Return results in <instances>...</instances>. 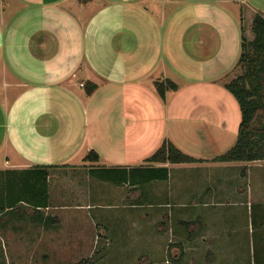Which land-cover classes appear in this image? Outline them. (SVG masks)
Here are the masks:
<instances>
[{
	"label": "crops",
	"instance_id": "1",
	"mask_svg": "<svg viewBox=\"0 0 264 264\" xmlns=\"http://www.w3.org/2000/svg\"><path fill=\"white\" fill-rule=\"evenodd\" d=\"M263 2L0 0V169L53 164L49 205L21 201L0 209V230L13 232L9 212H21L22 233L35 226L43 236L61 230L71 239L69 248L62 247L66 253L59 249L38 264H244L241 250L250 248V263L264 264V244H245L230 227L243 204L254 211L255 196L256 216L264 219V158L217 160L191 149L202 159L147 158L163 138L180 145L189 134L216 138L224 131L219 143L231 142L238 131L236 102L224 84L241 52L243 25L252 29L254 14H264ZM167 77L177 87L161 96L155 80ZM88 81L97 83L91 93ZM196 84L223 91L235 113L230 131L217 118L214 97L200 90L196 98ZM91 149L97 158L86 157ZM140 164L167 165L169 175L143 186L93 171ZM144 200L148 210L141 208ZM229 201L241 207L222 212L219 206ZM99 204L119 209L97 210L95 223L94 212L84 207ZM59 208L71 209L63 216L69 224L52 229L45 225L52 219L47 212ZM87 220L100 224L98 232L110 241L95 259L88 256L93 243L82 254L81 237H66L85 233ZM251 225L247 219L244 229L253 232ZM192 249L202 254L191 255ZM61 257L63 262H51ZM24 261L20 257L19 264Z\"/></svg>",
	"mask_w": 264,
	"mask_h": 264
},
{
	"label": "trees",
	"instance_id": "2",
	"mask_svg": "<svg viewBox=\"0 0 264 264\" xmlns=\"http://www.w3.org/2000/svg\"><path fill=\"white\" fill-rule=\"evenodd\" d=\"M254 36H241V52L238 63L242 71L225 82L239 102L240 124L236 141L226 150L217 153L214 159H257L264 158V14L256 12L252 20ZM155 85L161 96L168 88L177 87L171 78L156 79ZM96 82L88 81L87 92H93ZM95 149L89 150L86 157L97 158ZM151 160L192 161L202 159L177 146L165 138L147 156ZM53 164L40 163L25 168L0 169V209L17 206L21 201L39 208L49 205L48 174ZM100 177L113 181L145 182L153 178H166L167 165L140 164L135 166L93 167ZM256 264H260L257 262Z\"/></svg>",
	"mask_w": 264,
	"mask_h": 264
},
{
	"label": "rangeland",
	"instance_id": "3",
	"mask_svg": "<svg viewBox=\"0 0 264 264\" xmlns=\"http://www.w3.org/2000/svg\"><path fill=\"white\" fill-rule=\"evenodd\" d=\"M264 1V0H261ZM264 3V2H263ZM214 10H210L211 15H215V13H213ZM246 24L243 25V32L244 35L247 38H252L254 36V31L253 29L249 28L250 26L247 27ZM248 29V30H247ZM238 58L237 57V61H235L236 63H234V67L233 69L227 74V78L228 80L232 79L233 77H235L238 73H240L242 71L241 65L238 63ZM226 78V79H227ZM226 81V80H225ZM224 84V83H223ZM224 86L226 87V90H228V92H231V90L226 86V84H224ZM197 87V97H200L199 95V91L200 90H205V96L206 97H214L213 100H215L218 103V109L220 110V112L218 111V116L217 118L219 119L221 125H224L223 130L230 131V127L231 124L233 123V118L235 116V113L233 111V109L231 108V105L229 104V102L227 101V99L225 98V96H223L221 93H223V91L219 90V88L217 86H214L212 84H196ZM221 92V93H220ZM232 93V92H231ZM233 94V93H232ZM234 95V94H233ZM232 96V95H230ZM235 96V95H234ZM234 97H231L229 99V101H234L233 99ZM236 102V126H237V130L239 128V124H240V114H241V110H240V106L238 103V100L236 101V97H235V101ZM237 112L239 114V118H237ZM224 122H227L226 124H224ZM223 134L216 136V138H210V135H205V136H194L192 134H189L188 136H184L182 138H179V144L176 143L177 146H179L181 149L188 151V149H191L192 151H194L193 153H200V155H216V153L218 152H222L224 150H226L227 148H229L235 141L237 138V134L238 131H236V133H234L232 139L230 140L231 142H227L226 144L223 143H219V138L224 139V131H222ZM235 132V131H234ZM165 139V138H163ZM160 140V143L163 141ZM160 143L156 146L158 147L160 145ZM156 147L153 149V151L156 149ZM190 152V151H189ZM257 159H261V158H257ZM255 159V160H257ZM193 161V160H192ZM255 162V161H253ZM69 175V174H68ZM54 182V180H52ZM156 182H162V181H157L152 180L151 181H147L143 183V186H147L148 184L151 183H156ZM71 184V183H70ZM116 186V185H115ZM228 186V185H227ZM67 187L68 184H67ZM117 187H119L117 185ZM55 183H53V190L55 191ZM148 194L143 193V199H146ZM229 195L228 192H226L225 196ZM119 196V194H115V195H111V197L117 199ZM224 196V197H225ZM230 197V195H229ZM229 197H226V199H228ZM260 198V197H259ZM259 198H257L256 196L254 197V211L251 212V209L248 210L246 209V204L242 205L243 209L239 210L238 212H233L232 217L230 218L232 220V224H231V228L232 229H236V235H239L240 238L244 241V243L248 244V245H253V242L255 243L256 246L259 245H263L264 244V219L260 220L257 218L256 216V205L258 204L257 201H259ZM63 200H59L58 203H61ZM230 202L232 203V201H229L227 204H223L221 206H219L220 208L224 209L222 212H230V208L231 206H238L241 207V205H235V204H230ZM70 203V202H68ZM63 204V203H62ZM142 210H148L149 208V201L148 200H144L143 205H142ZM85 211L89 212H94V222H97V210H101V209H107V211H115L118 210L119 208L117 207H111V208H106L105 206H102V204L99 205H89V206H85L84 207ZM70 208H59L56 209L57 212H60V214L62 215V217H59V214L57 212H52L49 211L47 212L48 214H50V216L52 217V219L47 220V222L45 223V225H51L52 229L55 228V224H69L68 220H64L63 216L66 215L67 212H70ZM118 212V211H115ZM46 213V212H45ZM9 214L11 215V219L12 222H14L12 224V231L11 233H4L3 231L0 230V260H6L7 257H10L12 259V264H19V260L20 257L22 260H26L24 261L27 264H38V261L41 259H45V257H52L55 254H58L57 252L59 251V249L62 252H67L66 250H62V247L65 248H69L70 246V241L71 239H64V233L60 232L61 230H58L57 232H53V230L49 229V231H51V233H45V235L43 236V233H38L36 232V228L35 226H31L29 229L28 233H22L21 228H25L22 224L24 221H22L20 214L21 212H9ZM53 216H57L53 219ZM253 218H254V223H253ZM252 222V229L254 228L253 232H250L249 230L246 231L244 229L246 221ZM86 228V234H89L88 236L85 235V233H80L77 232L75 233H68L66 234V237L73 235V238L75 237H81L82 240V245L81 247H79V251H82V254H85L89 251V247L91 243H93V250L91 255H88L89 258L95 259L98 256H102L103 253L106 251V247L110 245V241H109V237L106 238L104 237L103 234H101L100 232H98V229L100 228V224L99 226L94 227L92 221L87 220L84 221L83 224ZM243 228V229H242ZM242 229V230H239ZM248 229V227H247ZM38 233V235H37ZM70 234V235H69ZM93 235V237H92ZM38 237V238H37ZM43 237H50V239L47 240H51L50 242H48L47 240H42ZM55 237V238H54ZM42 240V241H41ZM41 241V245L37 244L36 242ZM7 244L8 246L4 245ZM77 248V247H76ZM83 248V249H81ZM223 251L219 252L218 256H223ZM88 254V253H87ZM190 254H197V255H201L202 252L201 250L198 249H192ZM252 251L251 248L248 251H244L241 250V258L244 259V264L245 262H247V264H251L250 263V259H251V255H252ZM63 257L61 258H56L55 260H51V262L53 263H59V262H63L64 260ZM30 260V261H27ZM69 259H67L68 261ZM18 261V263H17ZM46 262H48V260H46ZM65 263V262H64ZM63 263V264H64ZM68 263V262H67Z\"/></svg>",
	"mask_w": 264,
	"mask_h": 264
}]
</instances>
